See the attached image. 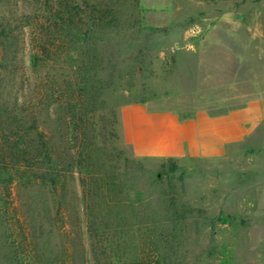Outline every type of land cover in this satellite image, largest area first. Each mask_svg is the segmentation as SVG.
<instances>
[{
    "label": "rangeland",
    "instance_id": "1",
    "mask_svg": "<svg viewBox=\"0 0 264 264\" xmlns=\"http://www.w3.org/2000/svg\"><path fill=\"white\" fill-rule=\"evenodd\" d=\"M115 3L119 24L97 39L98 57L86 73L102 88L96 126L101 118L116 121L105 141H96L98 159L116 181L115 252L123 264H264V159L256 158L257 147L238 144L215 159L141 158L126 141L122 118L123 107L134 103L185 118L199 110L221 114L264 94V0ZM70 58L77 68L80 57ZM80 178L69 177L60 215L49 196L42 195L43 205L34 192L35 213L45 225L39 248L47 252L33 261L22 235L26 194L18 183L8 196L0 189V264L8 253L17 257L12 264H52L60 247L62 264H70L74 244L85 256L77 264H94L90 200Z\"/></svg>",
    "mask_w": 264,
    "mask_h": 264
},
{
    "label": "trees",
    "instance_id": "2",
    "mask_svg": "<svg viewBox=\"0 0 264 264\" xmlns=\"http://www.w3.org/2000/svg\"><path fill=\"white\" fill-rule=\"evenodd\" d=\"M118 4L115 0H0V189L8 196L18 183L20 193L26 194L21 205L27 228L22 235L31 261L47 252L39 248L45 225L36 216L34 192L39 190L43 205L42 195L49 196L60 215L68 179L77 173L84 198L90 200L86 210L92 262L123 264L113 248L118 230L111 201L115 176L98 159L101 149L96 143L105 141L107 129L116 121L101 118L100 127L96 126L94 103L102 88L94 83V75H86L92 70L87 65L95 64L98 57L95 42L119 24ZM73 52L81 59L77 68L70 64ZM86 56L91 57L87 63ZM51 233L43 241L44 249ZM60 248L52 264L63 263L66 250ZM75 248L76 244L70 264L85 258ZM16 259L10 253L6 256L7 264L18 263Z\"/></svg>",
    "mask_w": 264,
    "mask_h": 264
},
{
    "label": "crops",
    "instance_id": "3",
    "mask_svg": "<svg viewBox=\"0 0 264 264\" xmlns=\"http://www.w3.org/2000/svg\"><path fill=\"white\" fill-rule=\"evenodd\" d=\"M122 118L126 141L141 158L215 159L244 143L264 159V94L221 114L199 110L185 118L134 103L123 107Z\"/></svg>",
    "mask_w": 264,
    "mask_h": 264
}]
</instances>
